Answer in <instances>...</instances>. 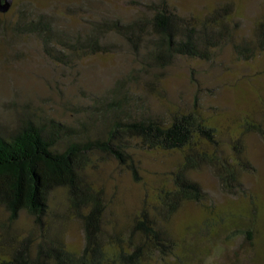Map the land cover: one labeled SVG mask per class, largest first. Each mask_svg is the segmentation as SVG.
Listing matches in <instances>:
<instances>
[{
  "label": "trees",
  "instance_id": "1",
  "mask_svg": "<svg viewBox=\"0 0 264 264\" xmlns=\"http://www.w3.org/2000/svg\"><path fill=\"white\" fill-rule=\"evenodd\" d=\"M139 4L140 13L128 20L85 18L67 27L60 17L75 14L77 8L63 12L46 8L31 9V17L18 24L66 65L87 55L129 50L138 66L104 94L95 95L76 125L54 117L43 121L34 113L25 114L13 127L0 124V206L12 221L26 210L36 225L45 227L50 194L64 188L84 235L80 250L47 234L37 241L32 234L13 237L14 243L0 238V264H156L177 251L179 243L168 226L177 212L185 203L204 204L209 199L210 191L191 172L208 167L227 192L246 193L241 173L255 166L242 147L237 158L227 154L216 128L197 108L167 116L153 113L145 97L135 91L140 83L158 84L178 57L210 60L216 49L234 40L230 6L198 16L179 12L168 0ZM234 48L246 59L264 51V15L256 23L254 37H244ZM246 123L248 130L259 126ZM133 139L145 149L180 150L183 159L172 171L171 183L160 188L153 203L144 200L121 235L105 227L107 203L86 168L89 153L101 151L138 176L130 150Z\"/></svg>",
  "mask_w": 264,
  "mask_h": 264
},
{
  "label": "rangeland",
  "instance_id": "2",
  "mask_svg": "<svg viewBox=\"0 0 264 264\" xmlns=\"http://www.w3.org/2000/svg\"><path fill=\"white\" fill-rule=\"evenodd\" d=\"M140 1L152 0H13L8 11L0 12V124L13 127L19 118L34 113L43 121L54 117L76 125L83 107L92 104L95 95L104 94L119 77L138 66L129 50L87 55L70 65L60 62L46 52L39 38L18 26L31 17V9L58 8L63 12L77 8L75 14L70 11L60 17L69 27L85 18L132 19L140 13ZM168 2L181 13L198 16L229 5L234 40L216 49L210 60L178 57L162 72L158 84L140 83L135 91L145 97L153 113L167 116L197 108L216 128L225 152L237 158L242 147L255 169L242 171L246 193L235 195L221 186L208 167L191 172L210 191L209 199L204 204L182 206L168 225L179 243L177 251L154 263L264 264V51L246 59L234 48L244 37H254L256 23L264 15V0ZM248 121L258 128L248 130ZM130 150L138 176L101 151L89 153L86 168L107 203L105 227L121 235L144 200L153 203L160 188L171 183L172 171L183 159L180 150L145 149L137 139L131 140ZM45 222V227L36 225L26 210L12 221L0 206V238L14 243L13 237L32 234L37 241L47 234L63 238L71 248H82V223L64 188L50 194ZM248 228L253 232H245Z\"/></svg>",
  "mask_w": 264,
  "mask_h": 264
},
{
  "label": "water",
  "instance_id": "3",
  "mask_svg": "<svg viewBox=\"0 0 264 264\" xmlns=\"http://www.w3.org/2000/svg\"><path fill=\"white\" fill-rule=\"evenodd\" d=\"M13 0H0V12H6L12 6Z\"/></svg>",
  "mask_w": 264,
  "mask_h": 264
}]
</instances>
